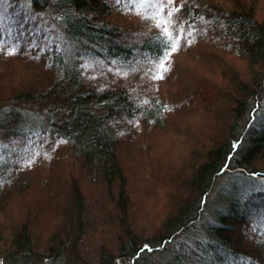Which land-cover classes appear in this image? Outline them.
<instances>
[{
  "label": "trees",
  "instance_id": "1",
  "mask_svg": "<svg viewBox=\"0 0 264 264\" xmlns=\"http://www.w3.org/2000/svg\"><path fill=\"white\" fill-rule=\"evenodd\" d=\"M258 1L255 0L256 4ZM115 2L29 0L31 9L38 12L46 9L56 19L66 41L67 56L55 49L46 52L41 64L43 57L34 59V54H30L36 66L24 72L26 75L15 74L12 82L7 72H0V82L3 79L15 84L0 93V214L7 215L11 211L7 200L12 194L28 189L24 167L32 162L30 151L36 152L41 142H63L71 170L78 171L84 178L81 184L72 181L65 186L66 195L59 204L62 210L59 225L51 229L45 239L38 238L45 249L46 264L62 260L73 236L75 241L81 242L89 233V209L83 194L87 181L97 185L99 190L109 191L110 196L114 189L115 207L123 212L128 209L125 176L117 152L118 137L124 131L121 123L141 116L158 123L162 112L161 108H156L154 114L148 106L150 99H146L144 105L136 104L132 82L113 83L106 79L104 83L103 75L110 76L106 72L98 68H94L96 73L85 71L89 62L94 67L103 65L109 71L119 65L129 66V70L145 68L154 73L161 58L172 47L168 39L202 36L209 34L212 27H219L222 34L230 33L234 42L232 50L250 67L259 65L257 70L260 71L264 64V19H256L253 9L226 11L220 10L221 4L207 0H172V3L163 0L166 4L163 11L147 7L146 10L151 11L140 16L146 30H133L111 21ZM169 12L173 15L169 16ZM13 56L22 55L0 47V59ZM257 72L254 76H258ZM257 84L250 93L248 85L239 86L238 94L244 96L236 99L234 118L228 129V135L234 139L211 148L188 177L187 186L194 199L178 204L164 220L165 235L161 237L166 238L160 237L158 246L151 245L153 239L139 246L140 239L125 222L121 228L123 235L119 236L109 260L147 264L152 255L163 253L159 251L160 246L169 243L174 236L201 228L204 236H200L201 252L191 253L193 261L199 262L196 264H264V249H258V253L250 249L243 252L238 240L235 239V243L233 238L246 224L259 222L264 227V172L255 169V163L264 157V72ZM242 117L244 120L240 122ZM16 142H23L25 151L14 149ZM219 179H231V183L215 191ZM212 193L215 205L207 218L201 219L200 211L204 206L208 209ZM9 224L5 233L0 231V258L7 259L9 264H31L36 257L37 240L31 233V225L23 218H13ZM201 253L203 258L199 260ZM99 255L100 261L106 262L107 251L101 250ZM180 257L176 253L169 260L172 259V264H187V260Z\"/></svg>",
  "mask_w": 264,
  "mask_h": 264
},
{
  "label": "rangeland",
  "instance_id": "2",
  "mask_svg": "<svg viewBox=\"0 0 264 264\" xmlns=\"http://www.w3.org/2000/svg\"><path fill=\"white\" fill-rule=\"evenodd\" d=\"M28 1L0 0V47L9 52L18 51L22 55L0 59V72H7L10 82L15 74L26 75L24 72L36 66L30 54H34V59L43 57L41 62L45 60L46 52L55 49L67 56L66 41L62 38L56 19L46 9L41 12L31 9ZM207 1L221 4L220 10L253 9L256 19H264V0H259L257 4L255 0ZM112 8L113 23L133 30H146L140 20L151 11L146 10L147 7L131 8L128 2L121 0L119 4L115 2ZM168 40L176 50L169 49L167 53L171 54L164 55L166 71L159 66L153 73L145 68L129 70V66L118 65L109 71L103 65L94 67L90 62L86 65L85 71L90 73H96L94 70L98 68L109 74L107 78L104 75L101 77L104 83L106 79L113 83L119 80L129 84L132 82L130 86L134 85L133 100L136 104L144 105V101L150 99L148 106L152 107L154 114L156 108H161L162 112L158 123L143 116L121 123L124 131L118 137L117 152L125 176L128 209L123 212L115 207L114 189L110 196L109 191L99 190L97 185L87 181L83 194L89 209V233L81 242L75 241L73 236L63 252L62 260L56 264H126L127 260L123 259L109 260L119 236L123 235L121 228L125 222L140 239L137 245L153 239L151 245L158 246L159 239L166 238L161 237L165 235L162 227L164 220L178 204L194 199L187 186L188 177L205 160L211 148L233 138L228 135L229 125L234 118L233 107L236 99L244 96L238 94V88L248 85L247 91L252 92L251 89L258 85L264 72V64L260 71L257 70L259 65L250 67L236 50H232L234 42L230 33L222 34L219 27H212L206 35ZM254 71H258V78L254 76ZM10 82L1 79L0 93L15 86L14 82ZM258 91L261 92L260 89ZM243 120L242 117L239 121ZM13 147L21 152L26 148L23 142H16ZM66 152L65 144L56 140L41 142L36 152L30 151L32 162L24 167V177L29 181V187L25 192L12 194L7 200L12 214H0V231L4 233L13 218H23L31 225V233L37 238L36 257L31 264H46L45 249L38 238L45 239L47 233L59 225L62 212L59 204L64 201L65 186L68 187L72 181L83 183L84 178L78 175V171L73 172L72 166L67 163ZM255 169L264 172L263 156L255 163ZM230 183L231 179H219L214 190ZM214 196V193L209 196L208 209L204 206L200 211L201 219L207 218L210 208L215 205ZM200 229L194 228L189 233L172 236L169 243L160 246L162 249L159 251L163 253L152 255L147 264H172L169 257L176 253L187 260V264L199 263L193 261L191 253L201 252L203 242L200 236H204ZM233 238L238 240L243 252L262 250L263 224H246L233 234ZM156 240H159L158 243ZM101 250L108 254L104 263L99 258ZM202 256L203 253L199 260ZM0 264L9 263L7 259L0 258Z\"/></svg>",
  "mask_w": 264,
  "mask_h": 264
},
{
  "label": "snow or ice",
  "instance_id": "3",
  "mask_svg": "<svg viewBox=\"0 0 264 264\" xmlns=\"http://www.w3.org/2000/svg\"><path fill=\"white\" fill-rule=\"evenodd\" d=\"M121 2V0H116V3L119 4ZM127 2L129 3L131 8H135V7H154V8H159V11H163V9L166 7V4L163 3V0H127ZM168 3H172V0H168ZM179 9H177L178 11ZM159 13H157L158 15ZM169 16H172L173 13L169 12L168 13ZM165 31L167 32L168 29L165 28ZM175 45H172L171 51H175ZM171 52H168L167 55H170ZM165 64H166V57L165 58H161L160 63H159V67L163 70H167L165 68ZM162 78V77H159Z\"/></svg>",
  "mask_w": 264,
  "mask_h": 264
}]
</instances>
